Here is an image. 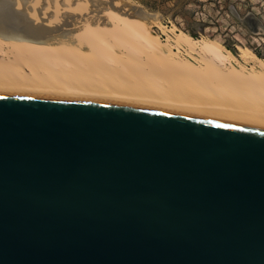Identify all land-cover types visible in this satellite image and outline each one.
Returning <instances> with one entry per match:
<instances>
[{
    "label": "water",
    "instance_id": "95a60500",
    "mask_svg": "<svg viewBox=\"0 0 264 264\" xmlns=\"http://www.w3.org/2000/svg\"><path fill=\"white\" fill-rule=\"evenodd\" d=\"M0 264H264V130L0 95Z\"/></svg>",
    "mask_w": 264,
    "mask_h": 264
},
{
    "label": "bare ground",
    "instance_id": "6f19581e",
    "mask_svg": "<svg viewBox=\"0 0 264 264\" xmlns=\"http://www.w3.org/2000/svg\"><path fill=\"white\" fill-rule=\"evenodd\" d=\"M142 7L127 0H0V95L152 109L264 130V62L246 72L228 65L235 58L229 49L199 47L182 34L178 41L207 64L199 69L175 59L177 51L147 23L157 17L137 16ZM148 50L176 61L147 64Z\"/></svg>",
    "mask_w": 264,
    "mask_h": 264
},
{
    "label": "rangeland",
    "instance_id": "374dc122",
    "mask_svg": "<svg viewBox=\"0 0 264 264\" xmlns=\"http://www.w3.org/2000/svg\"><path fill=\"white\" fill-rule=\"evenodd\" d=\"M127 1L136 3L143 6L148 11L155 13L157 20L153 23L150 21L147 23L152 26V29L158 35L160 41L172 50L177 51L175 55H172L174 58L176 57L182 61L187 60L196 68L203 69L204 66H206L207 63L203 58L204 56L197 52L190 51L187 45L178 41L179 34L185 37H193L188 32L189 29L197 31L198 36L193 38L200 41L199 47L203 44L213 42L227 49L224 45V41L229 39V41L233 42L237 48V53H233L235 58L230 59L229 66H235L246 72L259 71V61L264 62V58L258 57L253 50L246 46L248 39L245 36L244 29L236 22L231 14V10L234 11L236 8L240 11L250 9L257 13H262L263 19L261 20L264 23V0ZM89 4L88 2V6H91V4ZM89 10H91V8H89ZM143 55L144 61L147 64H149L148 62H150V64H155L161 61L163 63L164 60V63L169 64L176 61L171 55H159L155 50H148ZM159 59L161 61H159ZM176 69L179 71L181 69L180 73H186L182 65Z\"/></svg>",
    "mask_w": 264,
    "mask_h": 264
},
{
    "label": "trees",
    "instance_id": "16d2710c",
    "mask_svg": "<svg viewBox=\"0 0 264 264\" xmlns=\"http://www.w3.org/2000/svg\"><path fill=\"white\" fill-rule=\"evenodd\" d=\"M255 13L260 19H263V14L262 13H257L255 11H252L250 9H247L245 11H240L237 8L231 10V14L233 18L236 20V22L244 29L245 36L247 37V43L246 46H248L253 52L260 58H264V31H261L260 33H254L252 30L249 28V26L246 24L244 21V17L248 13ZM264 25V23H263ZM191 36L197 37L198 33L194 29H189L188 31ZM224 45L229 49L232 53L236 54L237 53V48L235 47V44L229 39H226L224 41Z\"/></svg>",
    "mask_w": 264,
    "mask_h": 264
}]
</instances>
